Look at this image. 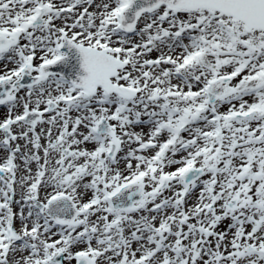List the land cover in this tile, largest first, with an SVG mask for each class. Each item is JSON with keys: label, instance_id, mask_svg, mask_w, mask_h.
Here are the masks:
<instances>
[{"label": "snow or ice", "instance_id": "snow-or-ice-1", "mask_svg": "<svg viewBox=\"0 0 264 264\" xmlns=\"http://www.w3.org/2000/svg\"><path fill=\"white\" fill-rule=\"evenodd\" d=\"M0 264H264V0H0Z\"/></svg>", "mask_w": 264, "mask_h": 264}]
</instances>
